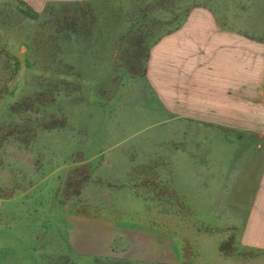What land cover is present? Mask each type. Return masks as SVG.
<instances>
[{
	"label": "rangeland",
	"instance_id": "1",
	"mask_svg": "<svg viewBox=\"0 0 264 264\" xmlns=\"http://www.w3.org/2000/svg\"><path fill=\"white\" fill-rule=\"evenodd\" d=\"M52 2L0 0V264H264L228 203L259 135L162 115L117 60L195 7L264 34V0Z\"/></svg>",
	"mask_w": 264,
	"mask_h": 264
},
{
	"label": "crops",
	"instance_id": "2",
	"mask_svg": "<svg viewBox=\"0 0 264 264\" xmlns=\"http://www.w3.org/2000/svg\"><path fill=\"white\" fill-rule=\"evenodd\" d=\"M48 1L64 5L86 0H39ZM145 76L162 115L259 135L228 203L249 213L246 242L264 249L263 31L252 35L224 28L208 9L195 7L179 27L152 43Z\"/></svg>",
	"mask_w": 264,
	"mask_h": 264
},
{
	"label": "trees",
	"instance_id": "3",
	"mask_svg": "<svg viewBox=\"0 0 264 264\" xmlns=\"http://www.w3.org/2000/svg\"><path fill=\"white\" fill-rule=\"evenodd\" d=\"M86 2V1H85ZM84 2V3H85ZM89 3V2H87ZM81 3L79 4H69L71 6H79ZM186 16V15H185ZM183 21L179 22L178 26L179 27L182 24ZM76 24L74 23V21H71L68 23V26L66 27L67 30H69V32L76 30L78 27H75ZM86 26H80L79 28L84 29ZM139 32V33H138ZM137 35H129V37H125L122 36L120 38V40L118 41L119 43V50H121L120 45L125 43V48H123L120 52V56L117 58V60H121L123 62L122 67L124 69L127 70V72H131L137 76H140L142 78H144V74H145V65H146V60L148 58V53H149V48H150V44L145 43L146 39H145V35L144 33H142L141 30H138ZM87 34V33H86ZM83 36L86 38H83V42H86V44L83 46L84 48H87V44L89 42V38L88 36ZM152 37V42L151 45L154 41H156L159 37ZM81 48V47H80ZM84 51L82 50H78V53L76 54V58H77V64H78V69L75 71L76 75L75 78L79 79L80 75L79 72L81 73V69L79 70L80 67H84L87 68V62L85 63L83 61V59H85L87 56L85 53H83ZM103 54V53H102ZM7 60L5 62H7L8 64H10L11 61H13V68H14V72L16 73L19 69V61L17 60V58L13 57V56H9L8 54L6 55ZM104 57L102 58V60L104 61ZM101 61V62H103ZM6 65V64H5ZM4 65V66H5ZM101 69V67H100ZM100 69H95L92 68L90 69L89 72L95 73V75L93 74V79L94 81H96L99 78V72ZM13 72V74H14ZM97 75V76H96ZM87 82V81H86Z\"/></svg>",
	"mask_w": 264,
	"mask_h": 264
}]
</instances>
